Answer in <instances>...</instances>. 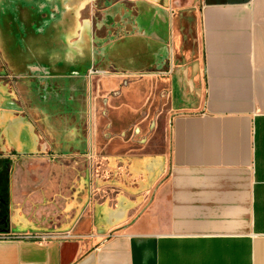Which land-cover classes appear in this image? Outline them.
I'll use <instances>...</instances> for the list:
<instances>
[{
  "label": "crops",
  "instance_id": "obj_1",
  "mask_svg": "<svg viewBox=\"0 0 264 264\" xmlns=\"http://www.w3.org/2000/svg\"><path fill=\"white\" fill-rule=\"evenodd\" d=\"M108 1L97 17L99 0H0L1 58L20 79L14 93L25 112L0 100L10 233L54 235L0 239V264H264V0H111L110 17ZM130 4L139 9L131 22ZM184 11L195 15L202 62L189 65L195 92L170 119L167 152L123 158L100 200L76 165L33 157L34 121L43 119L29 81L56 77L63 58L74 67L107 62L123 78L136 71L119 59L151 43L161 64L164 40L173 54L184 40ZM141 17L150 32L115 37Z\"/></svg>",
  "mask_w": 264,
  "mask_h": 264
},
{
  "label": "rangeland",
  "instance_id": "obj_2",
  "mask_svg": "<svg viewBox=\"0 0 264 264\" xmlns=\"http://www.w3.org/2000/svg\"><path fill=\"white\" fill-rule=\"evenodd\" d=\"M178 18L188 23L186 35L175 53L170 52L161 64L157 58L150 57V49H157V43H151L145 52L119 59L124 65L122 69L136 71L123 78H118L123 74L119 69L101 65L100 61L92 67L103 74L91 75L87 73L89 65L85 60L74 67L67 58L62 59L56 77L39 76L47 82L44 87L50 91L47 95L43 92L44 96L32 93L43 119V123L39 119L34 121L40 149L33 157L76 165L82 178L88 180L92 199L100 200L105 197L108 184L116 181L123 158L167 152L170 119L180 110L181 100L195 92L190 83L192 77L188 76L189 65L202 62L194 13L184 11ZM104 32L99 31L98 35L104 36ZM17 34L20 36L22 32ZM16 44L21 42L9 46L11 52ZM166 46L169 51L170 42ZM74 70L81 75H75ZM82 73L87 74L82 76ZM19 80L3 68L0 59V86L6 87L2 92L7 97L5 105L13 107L17 114H24L21 99L14 93ZM46 144L49 148L42 149ZM93 146L97 155L92 152ZM112 159L119 160L117 167L111 163Z\"/></svg>",
  "mask_w": 264,
  "mask_h": 264
},
{
  "label": "flooded vegetation",
  "instance_id": "obj_3",
  "mask_svg": "<svg viewBox=\"0 0 264 264\" xmlns=\"http://www.w3.org/2000/svg\"><path fill=\"white\" fill-rule=\"evenodd\" d=\"M116 1V0H115ZM111 4V0L108 1V3H106V5H110ZM115 4V3H114ZM103 7H105V5H102L100 0H99V3H98V15L97 17H99V14L102 10H107L106 8L103 9ZM131 8V9H130ZM109 11H108V15L109 17L114 13V12H117L116 8H112V5H110L109 7ZM129 19H130V22L133 21V20H136L135 18L139 15V13L137 14V11L138 9L136 8V5L135 4H130L129 5ZM110 18H108L107 20H109ZM110 21V20H109ZM108 21V22H109ZM139 21V20H138ZM140 25L138 24L137 26L134 27V29H128L129 31L124 30L126 32H117L116 31V35L115 37H121L123 36L124 34L126 35H142L143 33L145 32H150L149 31V27L146 26L147 23L145 21V17H141L140 18ZM139 21V22H140ZM107 23V21L105 19H100L98 22H97V27H96V31H97V34L99 31L103 32V30H105L104 28V24ZM17 30V29H16ZM118 33V34H117ZM107 36V34H105L104 32V36L105 37ZM0 59L2 60L3 62V68L6 70L7 69V66L5 64V62L3 61V59L1 58V53H0ZM104 65H107L108 63L107 62H104L103 63ZM34 80L33 81H29L28 82V90H30V95H29V98L32 102H35L33 96H32V93L33 94H37V92L41 93L40 95L44 96L45 94H42L43 92L46 93H49L50 89L46 86L44 87V84L47 83V82H44L43 80H37V78H33ZM18 83V82H17ZM39 84H41V86H39ZM37 103V102H35ZM10 185H11V169H10V164L9 163H1L0 164V229L4 228L7 226L6 222L9 221L10 219V212H11V207H10Z\"/></svg>",
  "mask_w": 264,
  "mask_h": 264
},
{
  "label": "built area",
  "instance_id": "obj_4",
  "mask_svg": "<svg viewBox=\"0 0 264 264\" xmlns=\"http://www.w3.org/2000/svg\"><path fill=\"white\" fill-rule=\"evenodd\" d=\"M89 73L91 75H96V74H103L102 70H98L94 67H92L89 70ZM54 237V235H40V234H12V233H6V234H0V239H43V238H48V237Z\"/></svg>",
  "mask_w": 264,
  "mask_h": 264
},
{
  "label": "water",
  "instance_id": "obj_5",
  "mask_svg": "<svg viewBox=\"0 0 264 264\" xmlns=\"http://www.w3.org/2000/svg\"><path fill=\"white\" fill-rule=\"evenodd\" d=\"M167 42H169V40H168V39H165V40H164V43H165V44H163L164 47H165V49H166V52H164V55H165L166 57H167V55H169V51H168L167 46H166ZM166 57L162 58V61H163V59H165ZM90 68H91V67H88L87 73L89 72ZM87 73H84V74L82 73V76H85ZM75 75L79 76V75H81V73L78 72V73L75 74ZM3 89H4V88H3ZM3 89L0 90V91H1V93H0V100L3 101V104H2V106H1V108H2L3 110L14 111L15 109H14L13 107H8L7 105H5V102H4V101L7 99V97L3 95V93H2V92L4 91ZM6 224H7V226L4 227V228H2V229H0V232H6V233H10V232H11V229H10V220H9L8 222H6Z\"/></svg>",
  "mask_w": 264,
  "mask_h": 264
}]
</instances>
